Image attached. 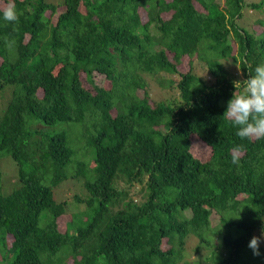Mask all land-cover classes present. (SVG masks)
<instances>
[{
    "label": "trees",
    "instance_id": "obj_1",
    "mask_svg": "<svg viewBox=\"0 0 264 264\" xmlns=\"http://www.w3.org/2000/svg\"><path fill=\"white\" fill-rule=\"evenodd\" d=\"M15 3L16 22L0 11V151L16 167L0 264H264V139L223 117L264 63V0L245 22L243 0ZM64 180L81 205L61 232Z\"/></svg>",
    "mask_w": 264,
    "mask_h": 264
},
{
    "label": "clouds",
    "instance_id": "obj_2",
    "mask_svg": "<svg viewBox=\"0 0 264 264\" xmlns=\"http://www.w3.org/2000/svg\"><path fill=\"white\" fill-rule=\"evenodd\" d=\"M0 11L7 22H16L19 18L15 0H6ZM233 87L235 91L227 102L223 117L237 128L236 135L241 140L264 139V63L256 66L254 74H250L247 79L233 81ZM244 151V144L234 145L231 149V162L238 164ZM260 243L261 238L257 236H253L248 243L254 256L261 255Z\"/></svg>",
    "mask_w": 264,
    "mask_h": 264
},
{
    "label": "rangeland",
    "instance_id": "obj_3",
    "mask_svg": "<svg viewBox=\"0 0 264 264\" xmlns=\"http://www.w3.org/2000/svg\"><path fill=\"white\" fill-rule=\"evenodd\" d=\"M221 3V0H218ZM244 1V7H243V19L242 21H250L252 18L249 17H254L259 15L258 13L254 12L251 7H249L248 3L254 0H243ZM252 28L254 29L255 32L259 31V28L257 25H252ZM235 70V67H234ZM96 82H99L101 80L100 77H94ZM146 81L148 83V87L150 89H154V91H158V87L156 83H154L150 78H146ZM7 90H4L3 92L0 93V103L4 102L6 97H7ZM190 151L197 157L202 158L206 155L207 148L204 146V144L195 136L192 135L190 137ZM0 186H2V192H8L10 191L15 185H16V167L10 157L0 151ZM66 180L62 181L61 184L63 185ZM68 183H65L66 186H62L60 189L57 191V195L59 194L61 197L59 199H63L66 202L67 205V210L65 213L59 215L56 219V226L59 231H63L65 229V223L66 221L69 220L70 218V212L73 210V212L77 209L74 204H80V203H74L72 202L71 197L73 195H76L79 193V181H73V180H68L66 181ZM2 184V185H1ZM139 185H136L130 190L131 196H135V193L137 190H139ZM1 188V187H0ZM57 188L53 189V193L55 192ZM60 190H63L60 191ZM137 199L139 200L138 196H136ZM81 205V204H80ZM81 210V208H79ZM215 218V217H213ZM165 245H162L161 248H165ZM186 252L188 254V257L192 259L194 257V253L190 252V248L188 244L186 245ZM66 264H70V259L66 260Z\"/></svg>",
    "mask_w": 264,
    "mask_h": 264
}]
</instances>
